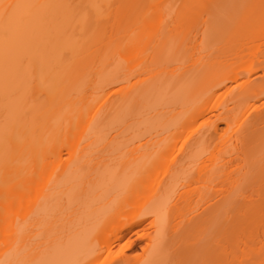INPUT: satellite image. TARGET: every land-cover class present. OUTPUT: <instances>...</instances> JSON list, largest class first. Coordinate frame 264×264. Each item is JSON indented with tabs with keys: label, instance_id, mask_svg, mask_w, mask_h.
I'll use <instances>...</instances> for the list:
<instances>
[{
	"label": "bare ground",
	"instance_id": "obj_1",
	"mask_svg": "<svg viewBox=\"0 0 264 264\" xmlns=\"http://www.w3.org/2000/svg\"><path fill=\"white\" fill-rule=\"evenodd\" d=\"M0 264H264V0H0Z\"/></svg>",
	"mask_w": 264,
	"mask_h": 264
},
{
	"label": "rangeland",
	"instance_id": "obj_2",
	"mask_svg": "<svg viewBox=\"0 0 264 264\" xmlns=\"http://www.w3.org/2000/svg\"><path fill=\"white\" fill-rule=\"evenodd\" d=\"M131 240L134 242L132 247L126 251L129 256H136L140 253V246L143 244V239L136 236L134 233L130 234Z\"/></svg>",
	"mask_w": 264,
	"mask_h": 264
}]
</instances>
